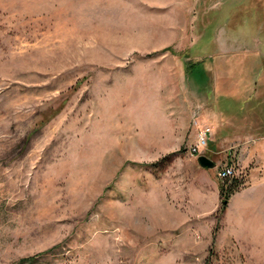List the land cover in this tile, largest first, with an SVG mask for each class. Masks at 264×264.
<instances>
[{
    "label": "rangeland",
    "instance_id": "obj_1",
    "mask_svg": "<svg viewBox=\"0 0 264 264\" xmlns=\"http://www.w3.org/2000/svg\"><path fill=\"white\" fill-rule=\"evenodd\" d=\"M256 77L264 0H0V264H264L217 176L251 184L247 92L216 90Z\"/></svg>",
    "mask_w": 264,
    "mask_h": 264
},
{
    "label": "crops",
    "instance_id": "obj_2",
    "mask_svg": "<svg viewBox=\"0 0 264 264\" xmlns=\"http://www.w3.org/2000/svg\"><path fill=\"white\" fill-rule=\"evenodd\" d=\"M257 66L259 73L262 65ZM258 81L256 77L253 88L216 91L229 96H222L221 101L228 99L233 103L237 100L234 94L247 92L244 99L239 100L240 111L235 115L238 118L248 115L249 135L253 140L250 151L244 149L246 151L239 155L242 164L251 162V184L229 197L224 209V225L233 238L240 237L264 252V87H255Z\"/></svg>",
    "mask_w": 264,
    "mask_h": 264
},
{
    "label": "trees",
    "instance_id": "obj_3",
    "mask_svg": "<svg viewBox=\"0 0 264 264\" xmlns=\"http://www.w3.org/2000/svg\"><path fill=\"white\" fill-rule=\"evenodd\" d=\"M200 62H194L193 64L190 65V70L194 74H199L202 73L201 68H200ZM159 160L155 163L149 164V166H152L154 168L158 169L159 164L163 161ZM247 173L243 170L239 171L237 175L232 176L231 178L225 179L222 181L220 184V193L222 196V207H224L229 199V197L232 196V193L235 191L246 187L247 185L250 184V181L247 179ZM21 261H26V259H23Z\"/></svg>",
    "mask_w": 264,
    "mask_h": 264
},
{
    "label": "built area",
    "instance_id": "obj_4",
    "mask_svg": "<svg viewBox=\"0 0 264 264\" xmlns=\"http://www.w3.org/2000/svg\"><path fill=\"white\" fill-rule=\"evenodd\" d=\"M208 131H209V127H203L202 129H200V131L197 133V142L192 152L196 153L201 148V146H203L206 143L207 140L206 134ZM236 172H237V166L225 163L218 166L217 176L220 181H223L225 179L234 176Z\"/></svg>",
    "mask_w": 264,
    "mask_h": 264
},
{
    "label": "water",
    "instance_id": "obj_5",
    "mask_svg": "<svg viewBox=\"0 0 264 264\" xmlns=\"http://www.w3.org/2000/svg\"><path fill=\"white\" fill-rule=\"evenodd\" d=\"M196 161L199 166L206 167V168H215L216 164L215 162L207 157L205 154H200L197 156Z\"/></svg>",
    "mask_w": 264,
    "mask_h": 264
}]
</instances>
